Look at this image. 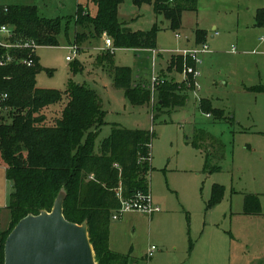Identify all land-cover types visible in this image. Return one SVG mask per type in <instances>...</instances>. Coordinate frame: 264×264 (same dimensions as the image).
<instances>
[{"label":"rangeland","instance_id":"rangeland-1","mask_svg":"<svg viewBox=\"0 0 264 264\" xmlns=\"http://www.w3.org/2000/svg\"><path fill=\"white\" fill-rule=\"evenodd\" d=\"M15 1L1 0L37 6L44 18L67 19L77 7L83 13L95 12L86 0ZM55 6L56 10L51 9ZM263 8L264 0H197V10L184 12L181 28L172 31L151 6L138 8L132 0H124L118 21L133 31L155 27L154 49L164 51L161 60L157 54L152 59L151 52L114 46L108 54L104 47L108 36L91 35L92 27L87 25L76 29L71 24L68 39H62L59 47L36 49L41 67L35 78L37 88L63 92L74 83L96 92L104 119L95 154L113 128L151 132V146L142 161L149 169L147 192L159 212L149 216L131 211L116 221L110 219L108 246L114 252L128 254L140 264H264V102L255 101L256 95L244 90L264 82V57L259 54L264 41L257 42L260 37L264 40V28L257 37L252 35V46L245 47L249 52L238 41L245 31L256 28L252 22ZM213 27L218 36L208 38L209 52L198 56L199 89L185 91L183 108L163 110L153 121L156 91L149 87L147 105L132 106L123 91L113 87L112 67L131 69L134 85H149L153 76L181 80L175 72L166 71L171 51L184 42L174 35L191 38V31L200 29L210 37ZM77 30L87 33V38L73 51L69 46ZM77 64L78 70L72 71ZM202 99L211 110L234 116L235 123L216 122L202 110ZM10 111L3 112L4 121L9 120ZM216 151L219 156L214 159ZM206 155L214 156L210 165L218 166V172L205 170ZM4 168L0 161V228L8 233L12 224L6 207L13 185ZM216 187L222 189L217 202ZM152 246L156 251L149 258L147 249Z\"/></svg>","mask_w":264,"mask_h":264},{"label":"trees","instance_id":"trees-1","mask_svg":"<svg viewBox=\"0 0 264 264\" xmlns=\"http://www.w3.org/2000/svg\"><path fill=\"white\" fill-rule=\"evenodd\" d=\"M86 2L94 7L93 15L88 10L83 13L77 7L75 14L67 19L44 18L35 6L0 7V26L12 29L11 42L29 41L38 47H59L61 37L68 39L73 24L76 29L91 26L93 36L106 34L118 49L148 51L155 48V27L148 31H133L118 21V8L124 0ZM132 4L138 8L151 6L154 14L162 16L172 31L181 28L184 12L197 10V0H132ZM255 25L264 28V8L257 11ZM85 38L87 33L77 30L72 45L80 47ZM205 40V31H194L197 46L205 44ZM3 53L1 50L0 54ZM9 54L16 60H24L29 58L30 52L24 49L9 51ZM33 60L32 67L17 61L0 67V95L7 96L0 112V161L5 165L7 180L13 185L6 207L12 228L8 233L0 228V264L4 262L5 240L16 224L27 215L50 212L62 189L66 192L63 216L74 224L87 222L98 264H140L129 255L109 249V227L111 215L119 207L115 196L119 188L124 197L148 193L149 169L142 159L150 149L151 132L113 128L110 137L100 143L99 152L95 154V140L104 119L96 92L74 83H69L63 92L37 88L35 78L41 67L36 54ZM185 63L192 66L190 61ZM79 65L72 71L78 70ZM182 68L183 58L171 56L166 71L180 76ZM109 73L113 87L123 91L130 105H147L151 96L150 84L134 85L133 72L129 68L112 67ZM163 80L155 88L153 121L163 110L183 108L187 101L185 91L192 89L173 77ZM247 90L264 93V83ZM8 108L11 109L9 120L4 121L2 114ZM201 108L216 122L227 120L222 111L211 110L204 100H201ZM214 156L216 159L219 152L216 151ZM214 156L206 155L205 170L219 171L218 166L210 165ZM221 192V187L214 189L215 202Z\"/></svg>","mask_w":264,"mask_h":264},{"label":"water","instance_id":"water-1","mask_svg":"<svg viewBox=\"0 0 264 264\" xmlns=\"http://www.w3.org/2000/svg\"><path fill=\"white\" fill-rule=\"evenodd\" d=\"M65 190L50 212L27 215L7 236L3 264H98L90 243L87 222H68L63 216Z\"/></svg>","mask_w":264,"mask_h":264},{"label":"built area","instance_id":"built-area-1","mask_svg":"<svg viewBox=\"0 0 264 264\" xmlns=\"http://www.w3.org/2000/svg\"><path fill=\"white\" fill-rule=\"evenodd\" d=\"M13 37H14V33L9 26L6 25L0 26V51L3 50L5 52L3 54H0V67L15 61H17L20 64H23L26 67H32L34 65L33 56L34 54H36V49L38 48V46L34 42H29V41L13 43L11 42ZM175 39L187 40V37H182L180 34H175ZM104 47L109 54H112L113 43L110 38L108 37L105 38ZM69 48H71L73 51H77L80 49L77 46H71ZM24 49L29 50L30 52L28 59L16 60L17 59L16 57L14 58L12 57L11 54H9V51H14V50L18 51ZM151 52L153 54L156 53L155 50H151ZM177 52H179V54ZM207 52L209 51L206 44H202L196 48L189 50L176 51L177 55H180L183 58V68H182L183 70H182V74L180 75L181 81H179L181 84H185V86L189 89L190 88H192L193 90L199 89L196 80L197 77L199 76L197 68L201 64V60L198 58V56L200 54H204ZM67 60L69 61V58H67ZM187 61H190L192 63V66H187V64L185 63ZM189 78L191 79L189 80ZM163 82H164L163 78L158 79L153 76L150 80V88L152 89V92L155 91L156 86L162 84ZM6 100H7L6 94L0 95V112L3 110L2 106ZM115 196L119 201V207L115 211H113L111 215V220L116 221L119 219V217L122 214L131 211H135L149 216L159 212L158 208L152 206V202L148 193L144 194L138 192L134 196L124 197L122 190L119 188L116 191ZM155 251L156 248L152 246L148 251V257H151Z\"/></svg>","mask_w":264,"mask_h":264},{"label":"crops","instance_id":"crops-1","mask_svg":"<svg viewBox=\"0 0 264 264\" xmlns=\"http://www.w3.org/2000/svg\"><path fill=\"white\" fill-rule=\"evenodd\" d=\"M3 1H5V0H3ZM20 0H16L15 2H19ZM7 2V1H6ZM21 2V1H20ZM13 5H24V6H30L29 4H23V3H17V4H15V3H8V4H4L3 2H1V0H0V7H9V6H13ZM33 6V5H32ZM35 7H37V6H35ZM38 8V10H39V13H40V10L41 9H39V7H37ZM51 9H54V10H56L57 9V6H55V7H51ZM54 12V11H53ZM41 16V15H40ZM53 18H56V17H53ZM53 18H47V19H53ZM252 25H254V27H256V28H254V29H252V30H249V31H245V34H243L242 35V38H240L238 41H243L244 43H245V45H242L241 43H240V47H242V49L243 50H246L245 52H249V51H247V49L245 48V47H250V46H252V43L249 41L251 38H252V35H254V36H258V35H260V34H262L261 33V29H260V27H257L256 25H255V17H254V21L252 22ZM251 25V27H253ZM200 30V29H199ZM212 30H213V34L210 36V37H207V35H206V40H205V44L207 45V43H208V38H210V39H214L216 36H218V32H216L215 30H216V28L215 27H213L212 28ZM191 32H193L192 34V37L190 38V37H188V36H184V37H187V40H183L184 42H182V44H181V47H180V49H176V50H172L171 51V53L172 54H170V56H169V58L167 59V61L170 59V57L171 56H173V55H177V53L179 54V52H177L176 53V51H183V50H189V49H193V48H196V47H198L195 43H194V31L192 30ZM206 32V31H205ZM217 33V34H216ZM176 34H178V33H176ZM206 34H207V32H206ZM62 39H64V37H61ZM174 38H175V35H174ZM62 39H61V41H62ZM259 39V40H258ZM181 40V39H180ZM180 40H178V41H180ZM255 41H256V39H255ZM260 42V43H262L264 40H263V38L262 37H260V38H257V42ZM69 47H71V46H69ZM208 47V46H207ZM152 50H155V49H152ZM137 52L139 51H142V50H136ZM156 51V53L155 54H153L152 52H151V50H146V51H142V52H151L152 53V59H154V57H159V58H157L158 60H161L162 59V55H161V52H164V51H162V50H155ZM208 51H209V49H208ZM156 54H157V56H156ZM260 55H262L263 57H264V50H262L260 53H259ZM37 55V54H36ZM209 55V54H208ZM157 59H156V61H157ZM150 81V80H149ZM175 81H177V82H179V81H181L180 79L178 80H175ZM264 83V82H263ZM262 82L261 83H259V84H257V85H255V86H258V85H261V84H263ZM252 87H254V86H252ZM248 89V87H246L245 88V86H244V90L245 91H248L247 90ZM192 91H194L193 89H191ZM191 90H188V91H191ZM250 93V92H249ZM252 93V92H251ZM252 94H254V95H256V97L254 98V100L255 101H262V102H264V96H262V94H264V93H252ZM203 100V99H202ZM204 101H206L207 102V100H204ZM219 111H221V110H219ZM223 112V111H222ZM224 113V112H223ZM224 116L226 117V119H229V120H231L233 123L232 124H234L235 123V121H234V116H232V117H229V116H226L225 114H224ZM238 124H239V122H238ZM241 133H246V131L245 130H242L241 131ZM5 169V168H4ZM6 170V169H5ZM110 232V231H109ZM108 242H109V240H108ZM151 248V247H150ZM150 248L149 249H147V257H148V251L150 250ZM110 249V248H109ZM111 250V249H110ZM112 252H114L113 250H111ZM114 253H117V252H114ZM155 253V252H154ZM153 253V254H154ZM117 254H120V253H117ZM153 254H152V256H153ZM121 255H128V254H121ZM151 256V257H152ZM150 258V257H149Z\"/></svg>","mask_w":264,"mask_h":264}]
</instances>
